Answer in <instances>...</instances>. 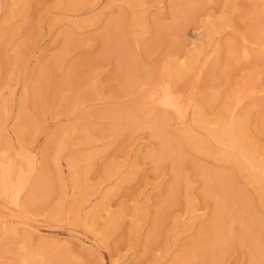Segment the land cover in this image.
<instances>
[{
	"label": "rangeland",
	"instance_id": "rangeland-1",
	"mask_svg": "<svg viewBox=\"0 0 264 264\" xmlns=\"http://www.w3.org/2000/svg\"><path fill=\"white\" fill-rule=\"evenodd\" d=\"M66 1L0 0V135L3 142L12 141L11 157L16 160L11 194L24 170L23 203L44 155L50 168L57 156L62 166V181H55L53 191L33 211L25 212L0 196V233L14 228L17 236L0 247V264L18 262V238H27L30 250L45 239L66 250L49 253L46 264H170L213 220L218 200L227 204L232 234L223 250L199 257L196 264H259L255 240L264 249V201L259 196L264 167L257 163L264 159V53L246 43L250 55H239L233 64L227 49L230 44L241 48L245 37L258 41L264 0H205L203 9L181 19L174 16L177 0H85L75 8ZM191 1L179 0V7L186 10ZM211 20L217 32L210 34ZM191 56L197 57L193 69L172 75L167 88L161 80L170 81L164 72ZM22 101L28 117L25 141L14 132ZM133 109L148 113L153 124L165 120L163 131L181 147L179 154L167 153L157 164L151 156L161 149L157 131L112 116ZM218 116L228 126L234 119L246 120L247 147L231 146L227 132L221 140L211 138L206 121ZM187 129L199 139L203 152L194 151L184 134ZM88 131L97 138L93 145L81 141ZM60 143L63 148L58 150ZM88 150L96 151L94 158L80 161L76 170L98 191L73 213L83 182L73 179L69 158L82 160ZM194 155L213 170L231 173L234 188L229 190L224 178L206 195L209 186L193 165ZM235 160L246 168H237ZM116 165L119 170L109 177L108 170ZM131 170L135 176L132 173L130 181L116 188ZM255 176L263 183L253 182ZM174 184L166 219L148 244L157 228L156 214L163 211ZM108 190L114 193L110 203L116 218L110 224V216L103 213L89 221L95 231L89 230L85 215ZM136 219L143 225L140 231ZM40 261L34 264L44 263Z\"/></svg>",
	"mask_w": 264,
	"mask_h": 264
},
{
	"label": "bare ground",
	"instance_id": "bare-ground-1",
	"mask_svg": "<svg viewBox=\"0 0 264 264\" xmlns=\"http://www.w3.org/2000/svg\"><path fill=\"white\" fill-rule=\"evenodd\" d=\"M204 1L205 0H192L190 2L189 6L187 7V9L185 10V9L179 7V0H177V3H176L177 6L174 9L175 18L181 19L185 15H191L196 10H198L199 7L201 8L203 6ZM66 2H69L70 6L72 8L73 7L75 8L76 6L83 4L85 2V0H69V1L67 0ZM66 6H67V4H66ZM68 9H69V7H68ZM202 9H203V7H202ZM262 13H264V6H263V12ZM258 16H260V15H258ZM207 25L210 29V31H209L210 34L214 31H216L215 27L217 26V24H216L215 20L214 21L211 20V21L207 22ZM77 27H79L78 24H77ZM256 31H257V37L256 38L258 39V41L249 40L245 37L244 39H242L243 40V46L241 48H239L235 44H230L228 46V49H227V57H228L227 60H230L233 63L236 61V59L239 55H242V57H244V58L248 57L250 55V51L248 52L247 50H244V48L247 47L246 43H249L252 47L253 46L260 47V52L264 53V25H263V27H261V29L256 30ZM254 37H255V34H254ZM122 51H123V49H122ZM118 52H119V50H118ZM195 55H197V54H195ZM196 58H197L196 56H191L189 58L188 62L185 64H181L182 62L180 64L178 62L177 63L174 62L175 64H173V66L170 69H168V67H167L168 70H166L164 72V77H167L170 81L166 82L167 80L165 81V79H161L165 82V86H167V88H169L168 85L170 84L171 79L173 78L172 75L174 76L175 73H179V72L186 73L188 71H191V69H193ZM135 63H133V65L136 69ZM136 70H138V69H136ZM0 75H1V69H0ZM164 77H161V78H164ZM145 80H147V79H145ZM132 82H133V80L129 79L128 85H131ZM164 82H162V83H164ZM171 86L172 85L170 84V87ZM148 95L151 97V93ZM23 97H24V99H27V93L26 94L24 93ZM24 99H23V101H24ZM23 101L20 104L19 114L17 115L15 123H14V132L20 141H25V140H23L24 129H26V128H24L25 127L24 118L25 119L28 118V117H25V114H26L25 111L26 110H24L25 107L23 104L25 102H23ZM148 106H150V105H148ZM150 109H152V108H150ZM119 112L120 111L113 112L112 116L115 119H119V118L125 119L126 122H128V123L130 122L135 128H141L143 126L148 125L152 130L157 131L158 138L161 140V149L159 152H157V154H155L154 152L151 154V156L153 157L155 162H157V164H159L164 159V157L166 156L167 153L171 154V155L172 154H177V155L179 154L181 147L173 141V138L170 135L165 134L163 131V126L165 123V120H163V118H161L164 122L163 125L159 124V122H155V124H153L152 123L153 121L151 122L149 119L150 115L148 113L143 112V110L133 109V110H128L126 112L125 111H122L120 113ZM215 119L216 120H214V121H209V120L206 121V124H207L206 129L209 131L211 138H213L215 140H221L223 134H225V132H227L228 133V143L231 146H233L237 149L247 147L246 140H245V138H246L245 132H247L245 129L246 128V122H245L246 120H243L240 118L234 119L231 122V124L228 126L225 123V119H224V121L221 119V116H218ZM156 121H158V119ZM116 123H117V121H116ZM262 123H263L262 125H264V120L262 121ZM93 128H91V130ZM184 134L187 136L189 135L187 138L192 140V146H193V149L196 153H200V152L204 151V148L201 146L199 139L196 136H194L189 129L185 130ZM81 141H83L87 144L93 145L96 143L97 138L95 137V135L92 132L88 131L86 133V136H84V138H82ZM58 146H59L58 150L63 148L61 143ZM249 148H250V146H249ZM234 149H233V151H234ZM12 150H13L12 141L8 139L7 141L3 142L2 136L0 135V196L9 198L12 203L18 205L25 212L27 210H30V209H32V211H33V209H35L38 206V203H41V201H44L45 198L48 197L49 194L53 191V189L55 187V181H62V177H61L62 166H61V162L59 160V156H57L54 159V162H52L53 166L50 168V164H48L46 156L44 155L43 161L40 164L38 172L36 173L34 180L31 182V186H30V188L26 194V198H25V200L23 199L24 200L23 203H20V194L23 191L24 185L26 184L27 175H26V172L24 170H21L20 183L18 184L16 191L13 194H11V192H10V190H11V179H12V175L15 173L14 170L16 167V160H14L11 157V151ZM46 153L47 152H45V154ZM95 154H96V151H90L89 152V150H88V153H86L85 155L83 154L82 160L80 158H76V157H70L69 158L70 168L72 171L71 175H73L72 176L73 179L81 180L83 182L82 191L79 192V194L75 195L76 198H75V200L72 204V207H71V212H73V213H78L80 206L83 205L84 203L88 202V200L91 198V196H93L98 191V187L91 186L90 183H88V176L79 177L78 170H76L77 163H79L80 161L91 160L92 158H94ZM207 154H208V152H207ZM232 155H234V154H232ZM233 157L234 156H228L227 158H233ZM180 158H181V156H180ZM253 158L255 160H257V156H256L255 151L253 152ZM20 161H22V160H20ZM177 162H180V161H177ZM234 163H235L236 167L239 169H245L246 168L242 163H240L237 160H235ZM257 163H259L260 166L264 167V159L263 160H257ZM193 165L201 171V174L205 177L206 183L209 186V187L207 186L208 188L205 190L206 195H212V188H215L216 185L222 183V180L224 178H226L228 181L229 190L231 188H234V177L231 173L227 172L226 170H221V169H218V170L214 169L213 170L212 168H209L208 166L201 164L199 158L196 156L193 159ZM119 168H120V165H116L115 168L114 167L110 168L107 172L108 176L112 177L114 175V172L112 170L118 171ZM175 171H176V166H174V172ZM53 173H54V175H53ZM132 173H133V171L131 170L129 177H123L120 181H118V183L116 184V188H119L120 185H122L125 181L131 179ZM133 175L135 176V173H133ZM253 182H256V184L258 185V183H263V180H262V178L255 176L253 178ZM61 183H63V182H61ZM176 188H177V186L175 184L169 188V191H168L169 199L165 200L166 204L163 208V211H158L156 214V220H157L156 227L157 228H155V230L149 236L148 244H150V242L155 239V236L157 235V232H158L157 229H158L159 224L162 223L166 219V216L168 214L167 206L170 204L171 199L173 198L174 193L176 191ZM111 191L112 190L106 191L103 195V198H102L103 200L100 203H96L93 206V208L85 215L84 224L89 230L95 231L94 224L90 223L89 221H93V220L101 218L103 216V213H106V214H108V216H110V219L108 220L109 221L108 223H110V224L112 223V220L114 221V219L116 218V215H113L111 213L112 212L111 211L112 205L110 203V200L114 194V193H111ZM64 194H65V192H64ZM259 196L261 197V200L264 201V190H262L260 192ZM241 197H240V199H242ZM231 198H232V196H231ZM232 201H234V200L232 199ZM238 201H240L239 198H238ZM247 202L248 201H246V203ZM251 203H252V201H251ZM226 208H227L226 202L224 200H222V201L218 200L213 220L211 222H209L207 225H205L199 231V233L197 234L195 239L192 240L189 244H187L186 249L180 255H177L171 261L170 264H196L197 260H199V257L205 256V257L210 258L213 256V253L215 251L221 250L222 247L224 246V244L229 239V237L233 231V220L228 216V211ZM194 210H196V208ZM194 219H195V217H194ZM135 222L137 223V230L140 231L142 229L143 225L138 224L140 222L139 219H136ZM110 224H108V226ZM250 225H251V223H250ZM260 225L264 228V219H262L260 221ZM26 229H28V228H26ZM139 231H138V233H140ZM243 232L246 233L245 230ZM138 233H136V235ZM177 234L179 235V231H177L176 235ZM237 236H238V234H237ZM9 237H14L16 239L17 236H16V233L14 232V228L13 229L8 228L5 230V232L0 233V247H3L4 244L6 246L7 245L6 242L9 243V241L7 239ZM5 239H7V240L5 241ZM10 242H12V240H10ZM14 242H16V241L14 240ZM16 243H14V244H16V246L19 245L18 249L20 251L21 256L19 257L18 262L15 264H34L35 262H38L41 259H43V262H44L42 264H46L45 261H46L47 255L49 253L53 252V253L60 255V254L65 253V251H66L62 248V246H60L58 244V242H56V241L51 242L50 239L41 240V243H39L38 247L35 249L32 248V250H30L28 247L29 242H28L27 238H18V242H16ZM4 248H6V247H4ZM255 249L260 254V260L258 263L264 264V249H262V246H260L259 243L256 242V240H255ZM136 252H137V250H136ZM254 254H256V253H254ZM123 263H124V261L121 264H123ZM127 263H129V262H127ZM36 264H38V263H36Z\"/></svg>",
	"mask_w": 264,
	"mask_h": 264
}]
</instances>
